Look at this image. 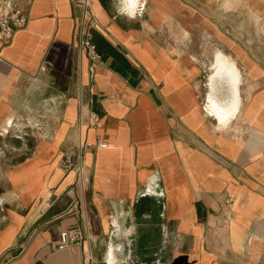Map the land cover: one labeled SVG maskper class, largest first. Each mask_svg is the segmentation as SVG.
<instances>
[{
    "label": "crops",
    "instance_id": "1",
    "mask_svg": "<svg viewBox=\"0 0 264 264\" xmlns=\"http://www.w3.org/2000/svg\"><path fill=\"white\" fill-rule=\"evenodd\" d=\"M221 1L91 0V76L73 0H9L0 264H264V0Z\"/></svg>",
    "mask_w": 264,
    "mask_h": 264
},
{
    "label": "built area",
    "instance_id": "2",
    "mask_svg": "<svg viewBox=\"0 0 264 264\" xmlns=\"http://www.w3.org/2000/svg\"><path fill=\"white\" fill-rule=\"evenodd\" d=\"M73 1L81 12V23L84 27V31H82L80 35L78 49L81 56L88 61L89 72L92 76L95 69L101 63V56L98 53L97 47L92 42L90 33L91 30L97 27L96 16L92 8L91 0ZM27 22V16L19 4L15 2L11 3L9 0H0V43L4 45L9 44L15 33L26 27ZM99 121V117L96 114H92L89 119V127L92 128L97 126ZM71 167V163H66L67 170ZM85 241H88V238H86L80 230L63 231L60 233L56 249L59 251H71L76 247L83 246ZM87 258L89 264H91L93 262L91 254H88Z\"/></svg>",
    "mask_w": 264,
    "mask_h": 264
},
{
    "label": "bare ground",
    "instance_id": "3",
    "mask_svg": "<svg viewBox=\"0 0 264 264\" xmlns=\"http://www.w3.org/2000/svg\"><path fill=\"white\" fill-rule=\"evenodd\" d=\"M216 53H218L217 55H216V61H217V64L219 65V70H220V72H224V71H226V70H230V71H234V69H233V67L228 63V60L219 52V51H216ZM215 53V54H216ZM214 69V68H213ZM228 71H227V73H228ZM219 74H221V73H219ZM222 74H224V73H222ZM226 75V74H225ZM217 76H218V74H217ZM232 79V78H231ZM212 83H213V81H212ZM237 84V83H236ZM233 85V84H232ZM231 85V86H232ZM234 87V86H233ZM232 87V88H233ZM209 88H211V87H209ZM236 92V91H235ZM234 93V92H233ZM211 98V97H210ZM234 98H235V101H236V105L235 106H237L238 105V102H239V97H238V94L237 93H235L234 94ZM210 101L212 102V104L214 105V108H216L215 110L217 111V113L218 114H220V118H221V122H223V123H227L232 117H234V115H235V112H236V107H235V109H231V111L228 109V111L229 112H227V110L226 109H224V107L226 106V108L228 107V106H230V105H228V104H223V106L222 105H216L215 104V102L213 101V98H211L210 99ZM211 102H210V104H211ZM220 103V102H219ZM234 103H232L231 105H232V108L234 107V105H233ZM228 105V106H227ZM213 108V107H212ZM225 125V124H224Z\"/></svg>",
    "mask_w": 264,
    "mask_h": 264
},
{
    "label": "rangeland",
    "instance_id": "4",
    "mask_svg": "<svg viewBox=\"0 0 264 264\" xmlns=\"http://www.w3.org/2000/svg\"><path fill=\"white\" fill-rule=\"evenodd\" d=\"M235 2V0H222L221 1V5L224 6L225 8L223 9V12H228V13H231L232 11H234L235 9L233 8V3ZM242 3L243 1L241 0L240 4L238 6H242ZM225 10V11H224ZM227 13V14H228ZM231 15V14H230ZM223 17L225 18H228V20H233L232 18H230L229 15H224ZM243 16H240V20L242 19ZM230 22V21H229ZM261 38H262V41H263V44H264V31L261 32ZM261 52L264 54V47L263 49L261 48ZM216 53V52H215ZM221 53V52H220ZM218 53H216L215 55H217ZM234 69V73L237 72L234 64L228 62Z\"/></svg>",
    "mask_w": 264,
    "mask_h": 264
}]
</instances>
